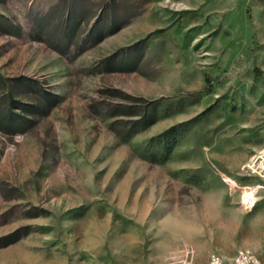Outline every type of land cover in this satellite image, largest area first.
I'll return each instance as SVG.
<instances>
[{
    "label": "rangeland",
    "instance_id": "obj_1",
    "mask_svg": "<svg viewBox=\"0 0 264 264\" xmlns=\"http://www.w3.org/2000/svg\"><path fill=\"white\" fill-rule=\"evenodd\" d=\"M257 158L264 0H0V264H264Z\"/></svg>",
    "mask_w": 264,
    "mask_h": 264
},
{
    "label": "built area",
    "instance_id": "obj_2",
    "mask_svg": "<svg viewBox=\"0 0 264 264\" xmlns=\"http://www.w3.org/2000/svg\"><path fill=\"white\" fill-rule=\"evenodd\" d=\"M259 162H264V158H257V161L252 164L251 171L258 174V176L264 179V169H259ZM185 260L182 264H192V260H188L190 250L185 249ZM237 264H262L259 255L253 251L239 249L236 252ZM212 264H226V262L213 258Z\"/></svg>",
    "mask_w": 264,
    "mask_h": 264
},
{
    "label": "bare ground",
    "instance_id": "obj_3",
    "mask_svg": "<svg viewBox=\"0 0 264 264\" xmlns=\"http://www.w3.org/2000/svg\"><path fill=\"white\" fill-rule=\"evenodd\" d=\"M248 166L251 167V165H248ZM248 251H251V250H248ZM218 260H221V259H218ZM221 261H224V260H221ZM224 262H226V264H237L236 257L230 262H227V261H224ZM209 264H212V262Z\"/></svg>",
    "mask_w": 264,
    "mask_h": 264
},
{
    "label": "trees",
    "instance_id": "obj_4",
    "mask_svg": "<svg viewBox=\"0 0 264 264\" xmlns=\"http://www.w3.org/2000/svg\"><path fill=\"white\" fill-rule=\"evenodd\" d=\"M103 37H104V36H103ZM100 39H102V37H101ZM54 97L57 98L56 96H54ZM56 102H57V99L54 100V101L52 102V106H54ZM116 115H117V114H116Z\"/></svg>",
    "mask_w": 264,
    "mask_h": 264
}]
</instances>
